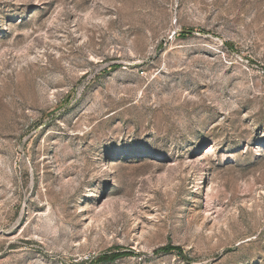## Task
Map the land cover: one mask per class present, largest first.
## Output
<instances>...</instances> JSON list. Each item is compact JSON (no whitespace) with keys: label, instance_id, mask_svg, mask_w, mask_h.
Wrapping results in <instances>:
<instances>
[{"label":"rangeland","instance_id":"obj_1","mask_svg":"<svg viewBox=\"0 0 264 264\" xmlns=\"http://www.w3.org/2000/svg\"><path fill=\"white\" fill-rule=\"evenodd\" d=\"M0 264H264V0H0Z\"/></svg>","mask_w":264,"mask_h":264},{"label":"trees","instance_id":"obj_2","mask_svg":"<svg viewBox=\"0 0 264 264\" xmlns=\"http://www.w3.org/2000/svg\"><path fill=\"white\" fill-rule=\"evenodd\" d=\"M161 249L164 250V251H173V250H179L180 251L181 247L178 246V245L168 244L166 246H163ZM123 253H126V252L121 251V252H116V253H113V254H106V255H104V256H102L100 258H103L105 260H110V259H114L116 257H119V256L123 255Z\"/></svg>","mask_w":264,"mask_h":264}]
</instances>
